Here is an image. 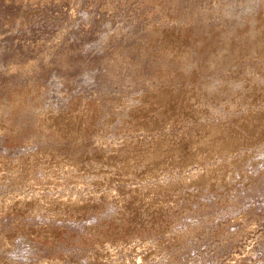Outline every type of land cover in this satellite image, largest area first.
I'll use <instances>...</instances> for the list:
<instances>
[{
	"label": "rangeland",
	"instance_id": "1",
	"mask_svg": "<svg viewBox=\"0 0 264 264\" xmlns=\"http://www.w3.org/2000/svg\"><path fill=\"white\" fill-rule=\"evenodd\" d=\"M0 264H264V0H0Z\"/></svg>",
	"mask_w": 264,
	"mask_h": 264
},
{
	"label": "bare ground",
	"instance_id": "2",
	"mask_svg": "<svg viewBox=\"0 0 264 264\" xmlns=\"http://www.w3.org/2000/svg\"><path fill=\"white\" fill-rule=\"evenodd\" d=\"M251 112V111H250ZM251 113H253V114H255L254 112H251ZM257 114V113H256ZM260 116V115H259ZM72 118V117H71ZM257 118V117H256ZM247 119H249V117L247 118ZM262 119V118H261ZM58 121V120H57ZM66 121V120H65ZM68 121V120H67ZM242 121H243V119H242ZM247 121V120H246ZM254 121V120H253ZM250 122V121H249ZM255 122H257V121H255ZM60 123V122H59ZM251 123H253L252 122V120H251ZM62 124V123H61ZM257 124V123H256ZM259 124V123H258ZM257 124V125H258ZM59 125V124H58ZM254 125H255V123H254ZM262 125V124H261ZM224 127V126H223ZM70 128V127H69ZM259 128H262V126L261 127H259ZM62 129V128H61ZM65 129V128H64ZM216 129V128H215ZM220 129V128H219ZM222 130V129H221ZM260 129H258V131H259ZM62 131V130H61ZM214 131V130H213ZM217 131V130H216ZM223 131V130H222ZM262 131V130H261ZM64 132H65V130H64ZM215 132V131H214ZM224 132H225V130H224ZM218 133V132H217ZM220 135H221V133H219ZM229 134V133H228ZM211 135V134H210ZM214 136H215V134H214ZM223 137V136H222ZM230 137V136H229ZM202 138V137H201ZM219 138V137H218ZM217 138V139H218ZM228 138V137H227ZM207 139V138H206ZM210 140H211V137L209 138ZM212 139H213V137H212ZM236 138H234V140H235ZM200 140V139H199ZM221 140V139H220ZM219 140V142L218 143H215L214 145H213V147H214V149H215V152L217 151L218 152V150H220V149H223L225 146L223 145L224 143H222L223 142V140L222 141H220ZM227 140V139H226ZM233 140V141H234ZM205 141H206V143H208V140H204L203 142H201V143H205ZM218 141V140H217ZM232 141V140H231ZM226 142V141H225ZM239 142V141H238ZM154 143H156V142H154ZM205 143V144H206ZM234 143V142H233ZM198 144H199V142H198ZM210 144H213V142H211ZM230 144V143H229ZM236 144H237V142H236ZM234 146H235V144H234ZM200 147V146H199ZM204 147V146H203ZM210 147V146H209ZM227 148H230L229 146L227 147ZM232 148V147H231ZM230 148V149H231ZM213 149V148H212ZM211 149V150H212ZM225 150V149H224ZM193 151V150H192ZM200 151V150H199ZM211 152V151H210ZM229 152V151H228ZM201 153V152H200ZM214 153V152H213ZM212 153V154H213ZM223 153V152H222ZM190 154H191V152H190ZM192 155V154H191ZM199 155V154H198ZM210 155V154H209ZM33 156V155H32ZM36 156V155H35ZM35 156H33V158L35 157ZM190 156V155H189ZM200 156V155H199ZM40 157V156H39ZM139 157V156H138ZM141 157H142V159L143 160H146L147 162L146 163H149V165L151 166V167H155V164H159L160 163V160H161V158H162V154H160L159 153V151H156V150H154V151H145V152H143L142 153V155H141ZM192 157V156H191ZM31 159H32V157H30ZM36 158V157H35ZM200 158V157H199ZM139 159V158H138ZM141 159V158H140ZM194 159H196V158H194ZM30 160V159H29ZM36 160V159H35ZM128 160V159H127ZM132 160H134V159H131L130 161H132ZM188 161H189V158H188ZM191 161V160H190ZM198 161V160H197ZM27 162V161H26ZM145 162V161H144ZM132 163V162H131ZM139 163V162H138ZM28 164V163H27ZM136 164V163H135ZM145 164V163H144ZM190 164V163H189ZM29 165V164H28ZM140 165V164H139ZM148 165V166H149ZM184 165V164H183ZM27 166V165H26ZM28 168V167H27ZM156 168V167H155ZM132 169V168H131ZM154 173V172H153ZM151 174V173H150ZM75 203V202H74ZM78 207V206H77Z\"/></svg>",
	"mask_w": 264,
	"mask_h": 264
}]
</instances>
